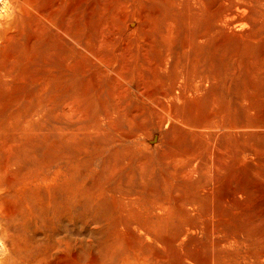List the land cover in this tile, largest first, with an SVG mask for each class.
<instances>
[{"label":"rangeland","instance_id":"obj_1","mask_svg":"<svg viewBox=\"0 0 264 264\" xmlns=\"http://www.w3.org/2000/svg\"><path fill=\"white\" fill-rule=\"evenodd\" d=\"M60 1L0 0V264H264V0Z\"/></svg>","mask_w":264,"mask_h":264},{"label":"bare ground","instance_id":"obj_2","mask_svg":"<svg viewBox=\"0 0 264 264\" xmlns=\"http://www.w3.org/2000/svg\"><path fill=\"white\" fill-rule=\"evenodd\" d=\"M10 1H12V3H14L16 6H17V5H20V3H21L20 0H10ZM25 1H26V0L22 1L23 3H21V5L23 6L24 9H26V7H24V4H27ZM57 1H58V0H57ZM59 1H60V0H59ZM65 1H66V0H65ZM69 1H70V0H69ZM71 1H72V0H71ZM151 1H152V0H151ZM165 1H167V0H165ZM170 1H172V0H170ZM170 1H169V2H170ZM219 1H220V0H219ZM235 1H236V0H235ZM245 1H249V0H245ZM60 2H61V1H60ZM60 2H58V4H59ZM72 2H73V1H72ZM167 2H168V1H167ZM64 3H65V2H64ZM68 3H69V2H68ZM170 3H171V2H170ZM233 3H234V2H233ZM249 3H250V2H249ZM252 3H253V2H252ZM260 3H261V2H260ZM262 3L264 4V2H262ZM60 4H61V3H60ZM66 4H67V1H66ZM72 4H73V3H72ZM54 5H55V4H54ZM56 5H57V4H56ZM70 5H71V4H70ZM247 5H248V4H247ZM251 5H252V4H251ZM255 5H258V4H255ZM261 5H262V4H261ZM261 5H260V6H261ZM25 6H26V5H25ZM170 6H171V4H170ZM172 6H174V5H172ZM28 7H29V6H28ZM55 7H56V6H55ZM238 8H239V7H238ZM55 9H56V8H55ZM63 9H64V8H63ZM186 9H187V8H186ZM245 9H246V8H245ZM26 10H28V9H26ZM48 10H49V9H48ZM238 10H239V9H238ZM242 10H243V9H242ZM250 10H251V9H250ZM252 10H254V9H252ZM72 11H74V10H72ZM221 11H222V10H221ZM236 11H237V10H236ZM239 11H240V10H239ZM247 11H248V10H247ZM247 11H246V13H248ZM184 12H185V11H184ZM64 13H65V12H64ZM72 13H73V12H72ZM156 13H157V12H156ZM197 13H198V12H197ZM205 13H206V12H205ZM242 13H243V11H242ZM261 13H262V12H261ZM69 14H70V12H69ZM233 14H234V13H233ZM237 14H238V13H237ZM174 15H175V14H174ZM221 15H222V14H221ZM228 15H229V14H228ZM245 15H246V14H245ZM249 15H250V14H249ZM249 15H248V16H249ZM254 15H255L254 17H257V18L259 17V16H256L257 14H254ZM62 16H63V15H62ZM64 16H65V15H64ZM67 16H68V15H67ZM186 16H187V14H186ZM232 16H233V15H232ZM234 16H235V15H234ZM237 16H238V15H237ZM252 16H253V15H252ZM218 17L221 18L220 15H219ZM254 17H253L252 19H254ZM226 18H227V17H226ZM250 18H251V17H250ZM261 18H262V17H261ZM66 19H67V18H66ZM69 19H70V18H69ZM160 19H161V18H160ZM182 19H183V18H182ZM202 19H203V18H202ZM230 19H231V18H230ZM247 19H248V18H247ZM247 19L244 18V17H242L241 15H239V17H234V21H233V25H234V27H235V28H238V29L244 27V26L247 24V22H248ZM252 19H251V20H252ZM258 19H259V18H258ZM150 20H152V19H150ZM183 20H184V19H183ZM215 20H216V19H215ZM220 20H221V19H220ZM228 20H229V18H228ZM261 20H262V19H261ZM153 21H154V20H153ZM189 21H190V19H189ZM225 21H226V19H225ZM230 21H231V20H230ZM150 22H151V21H150ZM210 22H211V20H210ZM218 22H220V21H218ZM226 22H227V21H226ZM253 22H256V20H254ZM156 23H157V22H156ZM167 23H168V22H167ZM170 23H171V22H170ZM188 23H189V22H188ZM211 23H212V22H211ZM214 23H215V22H214ZM257 23H258V21H257ZM261 23H262V22H261ZM263 23H264V22H263ZM263 23H262V26H263ZM168 24H169V23H168ZM183 24H184V23H183ZM197 24H198V23H197ZM197 24H196V26H197ZM200 24H201V23H200ZM30 25H31V24H30ZM131 25H132V24H131ZM173 25L175 26V24H173ZM173 25H172V26H173ZM187 25H188V24H187ZM203 25H204V24H203ZM205 25H206V24H205ZM31 26H32V25H31ZM42 26H43V25H42ZM52 26H53V25H52ZM191 26H192V25H191ZM207 26H208V25H207ZM210 26H211V25H210ZM212 26H213V25H212ZM212 26H211V27H212ZM215 26H216V25H215ZM248 26H249V25H248ZM260 26H261V25H260ZM43 27H44V26H43ZM68 27H69V26H68ZM155 27H157V26H155ZM169 27H171V25H169ZM206 28H207V27H206ZM209 28H210V27H209ZM227 28H229V27H227ZM249 28H250V26H249ZM260 28H262V27H260ZM260 28H259V30H260ZM31 29H32V27H31ZM168 29H170V28H168ZM168 29H167V30H168ZM171 29H172V28H171ZM171 29H170V30H171ZM212 29H213V27H212ZM217 29H219V28H217ZM217 29H216V30H217ZM247 29H248V28H247ZM257 29H258V28H257ZM263 29H264V27H263ZM34 30H35V29H34ZM63 30H64V29H63ZM67 30H68V29H67ZM201 30H202V28H201ZM207 30H208V29H207ZM259 30H258V31H259ZM64 31H65V30H64ZM203 31H204V30H203ZM208 31H209V30H208ZM225 31H226V30H225ZM229 31H230V30H229ZM260 31H261V30H260ZM39 32H40V31H39ZM42 32H43V31H42ZM42 32H41V33H42ZM69 32H70V31H69ZM173 32H174V31H173ZM243 32H244V31H243ZM246 32H247V31H246ZM255 32H256V30H255ZM36 33H37V32H36ZM52 33H53V32H52ZM168 33H169V31H168ZM168 33H167V34H168ZM206 33H207V32H206ZM206 33H205L204 35H206ZM208 33H210V32H208ZM212 33H214V32H212ZM215 33H216V32H215ZM222 33H223V32H222ZM244 33H245V32H244ZM169 34H170V33H169ZM262 34H263V33H262ZM57 35H58V34H57ZM163 35L165 36V34H163ZM163 35H161V36H163ZM171 35H172V34H171ZM173 35H174V34H173ZM199 35H200V34H199ZM208 35H209V34H208ZM210 35H214V34H210ZM216 35H217V34H216ZM241 35H242V34H241ZM251 36L253 37V35H251ZM59 37H60V36H59ZM59 37H58V38H59ZM165 37H166V36H165ZM165 37H164V38H165ZM168 37H169V36H168ZM175 37H176V35H175ZM203 37H204V36H203ZM203 37H202V35H201V38H203ZM205 37H206V36H205ZM241 37H242V36H241ZM254 37H255V36H254ZM164 38H163V39H164ZM201 38H200V40H202ZM210 38H211V37H210ZM215 38H216V36H215ZM166 39H167V38H165V40H166ZM169 39L171 40V37H169ZM172 39H176V38H172ZM212 39H214V38L212 37ZM46 40H47V39H46ZM76 40H77V39H76ZM183 40H184V39H183ZM74 41H75V40H74ZM161 42H162V40H161ZM164 42H165V41H164ZM170 42H171V41H169L168 43H170ZM189 42H190V41H189ZM201 42H202V41H201ZM203 42H204V41H203ZM235 42H236V41H235ZM237 42H238V41H237ZM210 43H211V39H210ZM210 43H209V44H210ZM217 43H220V42L217 41ZM221 43H222V41H221ZM158 44H159V43H158ZM189 44H190V43H189ZM50 45H51V44H50ZM165 45H166V42H165ZM173 45H174V44H172V47H173ZM207 45H208V44H207ZM261 45H262V43H261ZM57 46H58V45H57ZM159 46H160V44H159ZM177 46H178V45H177ZM183 46H187V47H188V44H187V45H186V44H185V45L183 44ZM205 46H206V45H205ZM221 46H222V45H221ZM238 46H239V45H238ZM164 47H165V46H164ZM172 47H171V48H172ZM208 47H210V46H208ZM241 47H242V45H241ZM156 48H157V47H156ZM166 48H167V47H166ZM173 48H174V47H173ZM175 48H176V47H175ZM179 48H180V47H179ZM181 48H182V47H181ZM189 48H190V46H189ZM189 48H188V49H189ZM220 48H221V47H220ZM239 48H240V47H239ZM242 48H243V47H242ZM207 49H208V48H207ZM218 49H219V48H218ZM189 50H190V49H189ZM208 50H210L209 52H211V48L208 49ZM213 50H215V48H214ZM213 50H212V51H213ZM158 51H160V49H158ZM167 51H168V50H167ZM177 51H178V50H177ZM242 51H243V50H242ZM242 51H241V52H242ZM161 52H162V51H161ZM204 52H205V49H204ZM214 52H215V51H214ZM214 52H213V53H214ZM261 52H263V51H261ZM156 53H157V52H156ZM164 53H165V52H164ZM183 53H185L184 50H183ZM215 53H216V52H215ZM236 53H237V52H236ZM236 53H235L234 55H236ZM161 54L163 55V52H162ZM219 54H220V53H219ZM229 54H230V53H229ZM158 55H159V54H158ZM162 55H161V56H162ZM168 55H169V54H168ZM175 55H176V53H175ZM182 55H183V54H182ZM190 55H191V53H190ZM165 56H166V54H165ZM165 56H162V58L165 57ZM218 56H219V55H218ZM229 56H230V55H229ZM239 56H240V53H239ZM175 57H176V56H175ZM180 57H182V56H180ZM61 58H62V57H61ZM79 58H80V57H79ZM173 58H174V57H173ZM211 58H213V56H211ZM232 58H233V57H232ZM235 58H236V57H235ZM67 59H68V58H67ZM174 59H175V58H174ZM180 59H182V58H180ZM239 59H240V58H239ZM171 60H172V59H171ZM203 60H204V59H203ZM207 60H208V58H207ZM213 60L215 61L216 59L214 58ZM217 60H218V59H217ZM63 61H64V60H63ZM187 61H188V60H187ZM187 61H185V64L187 63ZM195 61H196V59H195ZM232 61H233V59H232ZM232 61H231V64H232ZM263 61H264V60H263ZM79 62H80V61H79ZM168 62H169V61H168ZM218 62L220 63V61H218ZM226 62H227V61H226ZM238 62H239V61H238ZM240 62H241V61H240ZM251 62H252V61H251ZM66 63H67V62H66ZM194 63H195V62H194ZM202 63H203V62H202ZM210 63H211V62H210ZM228 63H229V61H228ZM233 63H234V61H233ZM67 64H68V63H67ZM172 64H173V63H172ZM211 64H212V63H211ZM211 64H210V65H211ZM238 64H239V63H238ZM246 64H247V63H246ZM246 64H245V65H246ZM254 64H255V63H254ZM71 65H73V64H71ZM75 65H76V63H75ZM75 65H74V66H75ZM77 65H78V64H77ZM179 65L181 66V64H179ZM191 65H192V64H191ZM197 65H198V64H197ZM197 65H195V66H197ZM243 65H244V64H243ZM256 65H257V64H256ZM261 65H262V63L260 64V66H261ZM65 66H66V64H65ZM67 66H68V68H69V64H68ZM173 66H174V65H173ZM187 66H188V65H187ZM189 66H190V65H189ZM72 67H73V66H72ZM72 67H70V68H72ZM75 67H76V66H75ZM176 67H177V66H176ZM176 67H175V69H176ZM184 67H185V66H184ZM184 67H183V68H184ZM190 67H191V66H190ZM211 67H212V65H211ZM211 67H210V68H211ZM224 67H225V66H224ZM236 67H237V66H236ZM236 67H235V68H236ZM239 67H240V66H239ZM256 67H258V66H256ZM186 68H187V67H186ZM205 68H206V67H205ZM208 68H209V66H208ZM222 68H223V67H222ZM229 68H232V67L229 66ZM229 68H228V69H229ZM170 69H171V68H170ZM188 69H190V68H188ZM194 69H195V68H194ZM213 69H214V66H213ZM243 69H244V68H243ZM263 69H264V68H263ZM161 70H162V68H161ZM172 70H174V67H173ZM186 70H187V69H186ZM191 70H192V69H191ZM198 70H201V68H200V69L198 68L197 71H198ZM209 70H210V69H209ZM215 70H216V69H215ZM233 70H234V69H233ZM233 70H232V71H233ZM241 70H242V69H241ZM246 70H247V69H246ZM170 71H171V70H170ZM170 71H169V72H170ZM217 71H218V70H217ZM232 71H231V72H232ZM239 71H240V68H239ZM262 71H263V70H262ZM160 72H162V71H160ZM163 72H164V71H163ZM171 72H172V71H171ZM173 72H174V71H173ZM176 72H177V70H176ZM176 72H175V73H176ZM184 72H185V71H184ZM191 72H192V71H191ZM218 72H219V71H218ZM222 72H223V71H222ZM228 72H229V71H228ZM234 72H235V71H234ZM236 72H237V71H236ZM247 72H248V70H247ZM256 72H257V71H256ZM259 72H260V71H259ZM187 73H188V71H187ZM194 73H195V72H194ZM197 73H198V72H197ZM200 73H201V72H200ZM225 73H227V72H225ZM225 73H224V74H225ZM229 73H230V72H229ZM237 73H238V72H237ZM244 73H245V72H244ZM244 73H243V74H244ZM254 73H255V72H254ZM263 73H264V72H263ZM263 73H262V74H263ZM170 74H171V73H170ZM183 74H184V73H183ZM192 74H193V73H192ZM192 74H191V76H192ZM213 74H214V71H213ZM213 74H212V75H213ZM224 74H222V75H224ZM233 74H234V73H233ZM245 74H246V73H245ZM154 75H155V73H154ZM176 75H177V74H176ZM188 75H189V74H188ZM193 75H194V74H193ZM195 75H196V74H195ZM205 75H206V74H205ZM225 75H226V74H225ZM227 75H229V74H227ZM236 75H238V74H236ZM256 75H257V74H256ZM155 76H156V75H155ZM171 76H172V75H171ZM180 76H181V74H180ZM215 76H216V74H215ZM230 76H231V75H230ZM246 76H247V75H246ZM251 76H252V75H251ZM260 76H261V75H260ZM263 76H264V75H263ZM167 77H168V76H167ZM172 77H173V76H172ZM177 77H178V76H177ZM193 77H194V76H193ZM196 77H197V76H196ZM202 77H203V76H202ZM247 77H248V76H247ZM253 77H254V76H253ZM40 78H41V77H40ZM220 78H221V77H220ZM230 78H231V77H230ZM230 78H228V79L230 80ZM243 78H244V77H243ZM254 78H255V77H254ZM158 79H160V78H158ZM173 79H174V81H175V80L178 79V78H176V79L173 78ZM223 79H224V78H223ZM225 79H226V78H225ZM257 79H258V78H257ZM155 80H156V79H155ZM181 80H182V79H181ZM214 80H216V79L214 78ZM221 80H222V79H221ZM221 80H220V81H221ZM241 80H242V83H243V79H241ZM241 80H240V81H241ZM247 80H248V79H247ZM247 80H246V81H247ZM254 80H255V79H254ZM263 80H264V79H263ZM263 80L261 79L260 81H263ZM176 81H177V80H176ZM176 81H175L174 84H176ZM178 81H179V80H178ZM222 81H223V80H222ZM224 81H226V80H224ZM227 81H228V80H227ZM38 82H39V81H38ZM171 82H172V81H171ZM183 82H185V81H183ZM202 82H203V80H202ZM206 82H207V81H206ZM214 82H216V81H213L212 83H214ZM218 82H219V81H218ZM231 82H232V81H231ZM220 83H222V82H220ZM220 83H219V84H220ZM233 83H234V82H233ZM239 83H240V82H239ZM163 84H164V83H163ZM183 84H184V83H183ZM236 84H237V83H236ZM246 84H247V83H246ZM248 84H249V83H248ZM260 84H261V83H260ZM161 85H162V84H161ZM205 85H206V84H205ZM211 85H212V84H211ZM242 85H243V84H242ZM249 85H250V84H249ZM261 85H262V84H261ZM177 86H178V84H177ZM229 86H230V85H229ZM256 86H257V87H258V86L261 87L259 84H257ZM165 87H166V86H165ZM189 87H190V86H189ZM205 87H206V86H205ZM210 87H211V86H210ZM212 87H213V86H212ZM219 87H220V86H219ZM219 87H218V88H219ZM231 87H232V86H231ZM242 87L244 88L245 86H242ZM263 87H264V84H263ZM167 88H168V87H167ZM170 88H171V86H170ZM170 88H169V92H170V90H171L170 93H172V88H171V89H170ZM192 88H193V87H192ZM203 88H204V87H203ZM216 88H217V87H216ZM218 88H217V89H218ZM234 88H235V87H234ZM246 88H247V86H246ZM181 89H182V88H181ZM225 89H226V88H225ZM227 89H230V88L228 87ZM238 89H239V88H238ZM244 89H245V88H244ZM244 89H243V90H244ZM257 89H258V91H260V88H257ZM257 89H256V90H257ZM261 89H262V88H261ZM175 90H176V89H175ZM184 90H185V89H184ZM184 90H183V91H184ZM203 90H204V89H203ZM215 90H216V89H215ZM231 90H232V89H230V91H231ZM235 90H236V91H235L236 93L239 92V90H238V92H237V89H236V88H235ZM164 91H165V90H164ZM181 91H182V90H181ZM186 91H187V90H186ZM192 91H193V89H192ZM248 91H249V89H248ZM258 91H257V92H258ZM169 92H168V93H169ZM177 92H178V91H177ZM193 92H194V91H193ZM231 92H232V91H231ZM242 92H244V91H242ZM249 92H250V91H249ZM249 92H248V93H249ZM252 92H253V91H252ZM261 92H263V90H262ZM162 93H164V92L162 91ZM168 93H167V94H168ZM170 93H169V94H170ZM236 93H235V94H236ZM263 93H264V92H263ZM167 94L165 93V96H166ZM227 94H230V93H227ZM235 94H234V96H235ZM241 94H242V93H241ZM258 94H259V93H258ZM9 95H10V94H9ZM218 95H219V94H218ZM237 95H238V94H237ZM170 96H171V95H170ZM230 97H231V95H230ZM235 97H237V96H235ZM243 97H245V96H243ZM257 97H258V96H257ZM260 97L262 98V96H260ZM9 98H10V97H9ZM176 98H177V96H176ZM180 98H181V97H180ZM183 98H185V96H184ZM211 98H212V96H211ZM213 98H214V97H213ZM228 99H229V98H228ZM236 99H241V96H240V98H236ZM236 99H235V100H236ZM263 99H264V98H263ZM241 100H242V99H241ZM241 100H240V101H241ZM252 100H253V99H252ZM1 101H2V100H1ZM27 101H28V100H27ZM218 101H220V99H219ZM218 101H217V102H218ZM221 101H222V100H221ZM236 101H237V100H236ZM236 101H235V102H236ZM261 101H262V100H261ZM11 102H12V101H10V103H11ZM226 102H227V101H226ZM232 102H233V101H232ZM232 102H231V103H232ZM241 102H242V101H241ZM259 102H260V101H259ZM6 103L8 104L9 102H6ZM212 103L215 104V101L212 102ZM222 103H223V102H222ZM227 103H228V102H227ZM262 103H263V102H262ZM2 104H3V103H2ZM13 104H14V103H13ZM223 104H226V103L224 102ZM240 104H241V103H239V105H240ZM244 104H245V102H244ZM9 105H10V104H9ZM16 105H17V104H16ZM215 105H216V104H215ZM241 105H242V104H241ZM241 105H240V106H241ZM4 106H5V105H4ZM242 106H243V105H242ZM242 106H241V107H242ZM7 107H8V106H7ZM213 107H214V106H213ZM216 107H217V106H216ZM216 107H215V108H216ZM14 108H15V107H14ZM189 108H190V107H189ZM37 109H38V108H37ZM191 109H192V108H191ZM216 109H217V108H216ZM248 109H249V108H248ZM192 110H193V109H192ZM236 111H237V110H236ZM243 111L245 112V110H243ZM34 112H35V111H34ZM211 112H213L212 109H211ZM214 112H215V111H214ZM234 112H235V111H234ZM257 112H258V111H257ZM41 113H42V112H41ZM231 113H232V112H231ZM33 114H35V113H33ZM232 114H233V113H232ZM235 114H236V113H235ZM244 114H245V113H244ZM11 115H12V114H11ZM30 115H32V114H30ZM214 115H215V113L213 114V116H214ZM216 116H217V113H216ZM219 116L221 117V115H219ZM229 116H230V115H229ZM244 116H245V115H244ZM10 117H11V116H10ZM12 117H13V116H12ZM183 117H184V116H183ZM260 117H261V116H260ZM46 118H47V117H46ZM234 118H235V117H234ZM244 118H245V117H244ZM254 118H255V117H254ZM162 119H163V118H162ZM258 119H259V118H258ZM230 120H232V119H230ZM261 120H262V119H261ZM11 121H12V120H11ZM38 121H39V120H38ZM228 121H229V120H228ZM228 121L225 122V123H228ZM259 121H260V120H259ZM217 122H218V121H217ZM253 122H254V121H253ZM260 122H261V121H260ZM40 123H41V121H40ZM229 123H230V122H229ZM35 124H36V123H35ZM38 124H39V123H38ZM44 124H46V123H44ZM246 124H247V123H246ZM262 124H263V123H262ZM262 124H261V125H262ZM225 125H226V124H225ZM46 126H47V125H46ZM198 126H199V125H198ZM200 126H201V127H200ZM200 126H199L200 128H203L202 125H200ZM212 126H213V124H212ZM237 126H238L237 128H242L241 123L237 124ZM257 126H258V124H257ZM259 126H260V124H259ZM47 127H48V126H47ZM227 127H228V126H227ZM253 127H254V126H253ZM28 128H29V127H28ZM28 128H27V129H28ZM215 128H216V126H215ZM30 129H31V128H30ZM30 129H29V130H30ZM204 129H205V128H204ZM217 129H218V128H217ZM233 129H236V127H234L233 124H232V125L229 126V132H230L231 130H233ZM252 129H254V128H252ZM259 129H261V128H259ZM199 130H200V129H199ZM201 130H202V129H201ZM201 130H200V131H201ZM241 130H242V129H241ZM216 131H217V130H216ZM224 131H225V130H224ZM253 131H254V130H252L251 133H252ZM257 131L260 132V130H257ZM41 132H42V131H41ZM229 132H228V133H229ZM235 132H237V131H235ZM242 132H243V130H242ZM247 132H248V131H247ZM262 132H263V131H262ZM22 133H23V132H22ZM38 133H39V131H38ZM44 133H45V131H44ZM238 133H239V132H238ZM248 133H249V132H248ZM218 134H219V133H218ZM229 134H230V133H229ZM236 134H237V133H236ZM252 134H253V133H252ZM258 134H260V133H258ZM220 135H221V134H220ZM248 135H249V134H248ZM223 136H224V135H223ZM223 136L221 135V137H223ZM235 136H236V135H235ZM238 136H239V135H238ZM250 136H251V135H250ZM248 137H249V136H248ZM259 137H260V136H259ZM227 138L229 139V137H227ZM248 139H249V138H248ZM225 140H226V139H225ZM230 140L233 141V139H230ZM230 140H229V141H230ZM245 140H247V138H246ZM260 140H261V139H260ZM262 140H263V139H262ZM232 141H230V142H232ZM235 141H236V140H235ZM230 142H229V143H230ZM236 142H237V141H236ZM244 142H245V141H244ZM244 142H243V143H244ZM262 142H263V141H262ZM240 143H241V142H240ZM230 144H232V143H230ZM244 144H245V143H244ZM259 144H260V143H259ZM245 145H246V147H247V144H245ZM251 145H252V144H251ZM261 145H262V144H261ZM243 147H244V146H243ZM246 147H244V148H246ZM248 148H249V147H247L246 149H248ZM250 148H252V147H250ZM254 148H255V147H254ZM254 148H253V149H254ZM226 149H227V148H226ZM228 149H230V148H228ZM230 150H231V149H230ZM251 150H252V149H251ZM243 151H244V150H243ZM227 152H228V150H227ZM252 152L254 153V150H253ZM260 152H262V151H260ZM256 154H257V153H256ZM261 154H263V153H260V155H261ZM46 155H47V154H46ZM211 155H212V154H211ZM228 155H229V154H228ZM228 155H227V157H228ZM231 155H232V154H231ZM242 155H243V154H242ZM229 156H230V155H229ZM238 156H239V155H238ZM244 156H245V155H244ZM53 157H54V156H53ZM58 157H59V156H58ZM55 158H56V157H55ZM236 158H237V157H236ZM241 158H242V157H241ZM45 159H46V158H45ZM244 159H245V158H244ZM255 159H256V158H255ZM255 159H254V160H255ZM258 159H259V158H258ZM260 159H262V158H260ZM263 159H264V157H263ZM176 160H177V159H176ZM242 160H243V159H242ZM249 160H250V159H249ZM227 161H229V160H227ZM256 161H257V160H256ZM261 161H262V160H261ZM232 162H233V161H232ZM258 162H259V161H258ZM43 163H44V162H43ZM179 163H180V162H179ZM255 163H256V162H255ZM40 164H41V163H40ZM256 164H259V163H256ZM261 164H262V163H261ZM232 165H234V164L232 163ZM232 165H231V166H232ZM36 166H37V165H36ZM232 167H233V166H232ZM38 168H39V167H38ZM45 168H46V167H45ZM40 169H41V167H40ZM59 169H60V168H59ZM238 169H239V168H238ZM234 170H235V166H234ZM54 172H55V171H54ZM56 172H57V171H56ZM60 173H61V172H60ZM55 174H56V173H55ZM254 174H255V173H254ZM52 179H53V178H52ZM47 185H48V184H47ZM2 187H3V186H2ZM0 189H1V188H0ZM24 190H25V189H24ZM0 191H1V190H0ZM1 192H2V191H1ZM23 192H24V191H23ZM8 193H9V192H8ZM0 194H2V193H0ZM9 195H10V194H9ZM134 198H135V197H134ZM170 202L173 203L172 201H170ZM173 205H174V204H173ZM176 205H177V204H176ZM174 206H175V205H174ZM134 207H135V205H134ZM166 207H167V206H166ZM3 209H4V208H3ZM10 210H11V209H10ZM147 210H148V209H147ZM117 211H118V210H117ZM163 211H164V210H163ZM165 211H166V210H165ZM147 212H148V211H147ZM175 212H176V211H175ZM12 213H13V212H12ZM176 213H177V212H176ZM178 213H179V212H178ZM13 214H14V213H13ZM17 214H18V213H17ZM151 214H152V213H151ZM155 214H156V213H155ZM165 214H166V213H165ZM165 214H164V215H165ZM8 216H9V214H5V216L2 215L1 218H3V220H4V218H6V220H7V219H8ZM3 223H4V222H3ZM10 228H11V227H10ZM1 229H2V231H3L4 233L7 234V230H6V227H5V226H2ZM130 231H131V230H130ZM171 232H172V231H171ZM195 232H196V231H195ZM125 233H126V231H125ZM193 233H194V230H193V224H192L191 222H187V223H186V225H185L184 229L182 230V232L180 233V235L177 233L178 236L174 239V243H173V246H174V249H173V250H174V251H171V253H173V254L175 255V257H176L175 260H177V262H178L177 264H191V262L193 261L192 258H190V257H188V258L185 257V258H187V259H186V261H185L184 263H182V262L180 261V260H181V254H182V253H179L178 251H175V249L177 250V248L175 247V245L177 246L178 244H180V242H181V237H182V236L190 237ZM6 234H5V235H6ZM137 234H138V233H137ZM126 235H127V234H126ZM130 235H131V234H130ZM132 235H134V234H132ZM237 236H238V235H237ZM146 237H147V236H146ZM147 238L149 239V237H147ZM239 238H240V237H239ZM255 238H256V237H255ZM255 238H254V239H255ZM227 239H228V238H227ZM234 239H235V238H234ZM249 239H250V238H249ZM128 240H129V239H128ZM135 240H136V239H135ZM154 240H155V239H154ZM164 240H165V239H164ZM167 240H168V239H167ZM244 240H245V238H244ZM251 240H252V238H251ZM126 241H127V240H126ZM150 241H151V240H150ZM161 241H162V240H161ZM231 241H232V240H231ZM256 241H257V240H256ZM127 242H128V241H127ZM151 242H152V241H151ZM156 242H157V241H156ZM168 242H169V241H168ZM248 242H249V241H248ZM263 242H264V241H263ZM236 243H237V242H236ZM244 243H245V242H244ZM127 244H128V243H127ZM129 244H131V243H129ZM250 244H251V243H250ZM138 245H139V244H138ZM244 245H245V244H244ZM253 245H254V244H253ZM155 246H156V245H155ZM248 246H249V245H248ZM170 247H171V246H170ZM135 248H136V247H135ZM141 248H143V247H141ZM145 248H146V247H145ZM148 248H149V247H148ZM182 248H183V247H182ZM130 249H131V248H130ZM162 249H163V248H162ZM132 250H133V249H132ZM137 250H138V248H137ZM171 250H172V248H171ZM165 251H166V248H165ZM154 252H155V251H154ZM156 252H157V251H156ZM156 252H155V255H156ZM166 252H167V251H166ZM168 252H169V251H168ZM145 253H148V252H145ZM193 253H194V252H193ZM193 253H192V254H193ZM196 253H197V252H196ZM131 254H132V253H131ZM186 254H188V253H186ZM143 255H144V254H143ZM143 255H142V256H143ZM145 255H146V254H145ZM149 255H150V256H153V254H152V255L149 254ZM193 255H194V254H193ZM246 255H247V253H246ZM131 256H132V255H131ZM156 256H157V255H156ZM183 256H184V252H183ZM189 256H190V254H189ZM194 256H195V255H194ZM144 257H145V256H144ZM196 257H197V256H196ZM147 258H148V256H147ZM154 258H155V257H154ZM182 258H183V257H182ZM131 260H132V259H131ZM141 260H142V259H141ZM129 261H130V260H129ZM132 261H133V260H132ZM161 261H162V260H161ZM167 261H168V259H167ZM157 262H158V261H157ZM164 262H165V261H164ZM133 263H134V262H133ZM133 263L131 262V263H129V264H133ZM166 263H167V262H166ZM193 264H194V263H193ZM198 264H199V263H198Z\"/></svg>","mask_w":264,"mask_h":264}]
</instances>
